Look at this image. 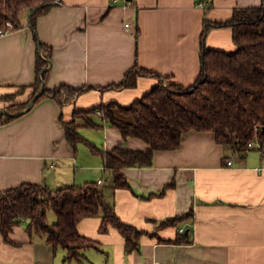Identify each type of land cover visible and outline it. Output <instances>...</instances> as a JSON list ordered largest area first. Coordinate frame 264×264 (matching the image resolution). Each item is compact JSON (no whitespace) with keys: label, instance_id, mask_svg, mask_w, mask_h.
I'll return each instance as SVG.
<instances>
[{"label":"crops","instance_id":"0c3cea01","mask_svg":"<svg viewBox=\"0 0 264 264\" xmlns=\"http://www.w3.org/2000/svg\"><path fill=\"white\" fill-rule=\"evenodd\" d=\"M129 1L132 4L126 6L125 0H61L38 18L36 32L25 11L20 29L0 34V111L16 112L9 105L33 95L39 42L52 48L45 88H88L64 107L46 96L22 115L0 123V192L23 183L58 188L104 179L107 200L119 216L148 232L162 219L193 208V242H159L144 235L140 249L128 253L124 236L115 228L101 233L102 219L94 216L84 218L79 229L98 241L99 248L88 249L83 262H66L63 249L55 252L45 240L32 239L22 222L10 234L13 242L0 229V264H264V155L259 149L243 157L233 155L213 132L191 130L178 149L156 151L153 165L126 168L132 189H117L101 149L121 142L137 149L149 145L136 137L124 142L120 130L97 113L98 126L79 120L91 144L80 143L75 149L60 120L62 113L71 120L76 108L111 101L128 105L141 98L157 78L140 76L135 88L89 89L122 81L136 63L172 76L175 82L192 84L201 69L205 7L199 2L211 1L207 17L221 21L231 18L235 8L259 6L263 0ZM206 42L226 51L237 48L227 27L211 29ZM23 86L24 92L7 100ZM172 180L175 186L165 195L154 194ZM189 224L166 226L158 234L171 239Z\"/></svg>","mask_w":264,"mask_h":264},{"label":"trees","instance_id":"16d2710c","mask_svg":"<svg viewBox=\"0 0 264 264\" xmlns=\"http://www.w3.org/2000/svg\"><path fill=\"white\" fill-rule=\"evenodd\" d=\"M57 4L55 0H0V33L20 29L25 11L30 12L29 24L36 32L38 18ZM204 7L201 69L192 84L183 85L175 82L172 76L136 63L122 81L89 89L135 88L140 76L157 78V84L141 98L128 105L111 101L88 109L76 108L71 120H65L62 113L60 120L67 140L75 149L80 143L91 144L81 133L79 120H83L86 126H98L94 120L98 112L105 116L110 125L120 130L124 142L130 137H136L149 145L147 149H137L121 142L111 148L101 149L105 169L112 172L117 189H132L125 173L126 168L153 165L156 151L178 149L184 134L191 130L213 132L219 144L232 151L233 155L241 157L252 149L249 143L256 136L264 146V0L259 6L237 7L231 18L221 21L207 17L212 7L211 1ZM225 27L232 29L237 48L226 51L208 47L206 41L210 30ZM139 33L138 27L135 33L137 40ZM39 48L37 78L31 85L34 93L25 102L10 104L9 110L17 112L27 109L34 96L45 86L52 48L43 42H39ZM42 53L46 56L43 57ZM26 88L23 86L16 94L6 96L7 100L13 101ZM87 89L69 85H61L52 90L45 88L33 104L46 96H52L64 107L65 101H73ZM14 118L2 114L0 123ZM174 186L175 180H172L159 193L154 194L165 195ZM52 211L57 216L53 222L50 221ZM94 216L102 219L101 233L115 228L124 236L125 251L128 253L140 249L144 235L156 237L159 242H193V208L183 214L162 219L154 231L148 232L119 216L115 204L107 200L104 188L98 181L70 183L58 188L23 183L0 192V229L5 239L13 242L10 234L14 226L24 222L32 239L45 240L53 246L55 252L63 249L66 262H83L88 249L99 248L98 241L82 234L79 229V223L84 218ZM186 222L191 224L184 231H178L174 238L164 239L158 234L160 228H179ZM188 228L189 233L186 232Z\"/></svg>","mask_w":264,"mask_h":264},{"label":"built area","instance_id":"2783aa9c","mask_svg":"<svg viewBox=\"0 0 264 264\" xmlns=\"http://www.w3.org/2000/svg\"><path fill=\"white\" fill-rule=\"evenodd\" d=\"M55 1H56L57 3H60V2H61V0H55ZM115 1H117V0H115ZM131 4H132L131 1H129V0H125V5H126V6L131 5ZM206 4H207V2H205V1H200V2H199V5H201V6H205ZM8 25H9L10 27H12V24H11L10 22H8ZM126 28H127V29H130V24H129V23L126 24ZM4 33H7V31H5V32H1L0 34H4ZM67 102H69V101H65V103H67ZM98 114H100L101 116H104L101 112H98ZM104 117H105V116H104ZM105 121L108 122V121L106 120V118H105ZM256 129L258 130L259 127H256ZM249 147H250V148H257V149H259V151L264 155V146L262 145L260 139H259L257 136H256V138H255L254 140H252V141L249 143ZM104 182H105L104 179H99V180H98V183H99L100 185H103ZM184 229H185V228H181L180 231H184Z\"/></svg>","mask_w":264,"mask_h":264},{"label":"water","instance_id":"95a60500","mask_svg":"<svg viewBox=\"0 0 264 264\" xmlns=\"http://www.w3.org/2000/svg\"><path fill=\"white\" fill-rule=\"evenodd\" d=\"M48 62H49V65L51 64V60L50 59H48ZM45 90V87L43 86L42 87V89H41V91L40 92H38L35 96H34V98L32 99V101H31V103H30V107H28L27 109H25V110H21V111H17V112H10V111H8V110H1L0 111V119H1V116H2V114L4 113V114H8V115H12V116H15V117H18V116H20V115H22L23 113H25L26 111H28L30 108H31V105L36 101V99L43 93V91ZM189 228L186 230V232L187 233H189Z\"/></svg>","mask_w":264,"mask_h":264},{"label":"rangeland","instance_id":"374dc122","mask_svg":"<svg viewBox=\"0 0 264 264\" xmlns=\"http://www.w3.org/2000/svg\"><path fill=\"white\" fill-rule=\"evenodd\" d=\"M91 129H94V130H96V131H100V128L99 127H91ZM82 145V144H81ZM109 175V174H108ZM111 181V186H113L114 187V185H113V182H112V180H110ZM105 189V188H104ZM57 218V216H56V214L52 211V212H50V221L51 222H53V221H55V219Z\"/></svg>","mask_w":264,"mask_h":264}]
</instances>
